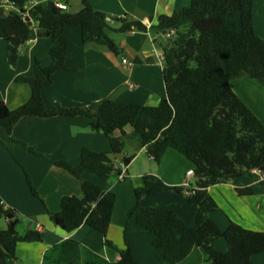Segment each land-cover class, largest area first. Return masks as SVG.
<instances>
[{
  "label": "trees",
  "instance_id": "trees-1",
  "mask_svg": "<svg viewBox=\"0 0 264 264\" xmlns=\"http://www.w3.org/2000/svg\"><path fill=\"white\" fill-rule=\"evenodd\" d=\"M4 1L19 9L0 21V38L8 43V61L12 66L16 65L20 49L30 38L33 21L38 24L40 39H52L56 43L50 52V66L36 62L31 77L16 79L30 87L28 102L10 110L0 101V127L8 137L3 142L12 157L15 159L14 146L20 145L32 155L43 158L13 138L16 125L26 118L90 119L91 129L103 133L110 144V151L105 153L83 149L78 167L67 162L54 164L81 182L83 197H64L61 211L49 213L51 220L68 233L88 226L103 236L109 250H118L108 239L116 195L104 192L99 185L82 181V177L91 172L106 182L112 175L121 174L116 158L124 152L122 138L129 126L156 164L161 163L168 150H174L195 167V185L174 187L173 191L175 194L192 192L185 198L198 210L196 226L189 225L171 208L141 207L144 197L159 196L165 190L155 175H144L143 186L135 190L136 204L127 219L134 220L152 236V244L161 259L167 264H180L197 247L204 250L207 264H255L253 258L264 253V232H254L233 222L225 231L221 230L211 218L219 207L209 193L213 186L228 184L241 176L253 177L255 170L264 174V124L240 100L231 85L232 81L247 76L264 86V40L255 31L254 0H193L189 7L159 17L158 25L151 29L163 34L186 22L190 27L183 43L172 42L164 50L166 98L158 106L103 101L84 108L56 110L46 108L42 92L52 86L55 73L69 70L66 28L79 27L84 44L105 45L118 55V46L108 36L107 15L95 10L86 0H82L83 9L73 15L60 10L54 1L39 4L28 13L25 6L29 0H0V6ZM132 29L147 30L136 22L118 31ZM1 65L0 60V71ZM116 132H121L122 137H116ZM134 157L123 158V165L129 167ZM27 182L37 196L29 177ZM237 193L251 196L252 190L242 188L237 189ZM5 216L8 228L0 231V264L16 259L20 243L43 241V234L39 232L20 236L16 231L19 221L15 213L5 212ZM219 239L228 243L225 254L214 246ZM69 243L72 251L80 248L76 242ZM119 254L118 262L108 263L84 249V264H137L128 245ZM63 255L61 246H57L46 254L45 260L48 264H66Z\"/></svg>",
  "mask_w": 264,
  "mask_h": 264
},
{
  "label": "crops",
  "instance_id": "crops-1",
  "mask_svg": "<svg viewBox=\"0 0 264 264\" xmlns=\"http://www.w3.org/2000/svg\"><path fill=\"white\" fill-rule=\"evenodd\" d=\"M39 4L50 1L65 4L68 14H77L83 9L82 0H38ZM95 10L107 15L110 30L108 36L116 43L119 54L98 43L84 44L79 27H67L65 35L69 40L68 71H59L52 77V86L42 92L48 110L89 107L103 101L141 104L156 107L166 98L164 64L161 58L165 48L172 42L183 43L189 36L190 23H183L173 30L169 40L165 34L152 30L161 16L187 8L193 0H86ZM4 1L0 6V21L17 7ZM253 19L258 37L264 40V0H254ZM122 21V22H121ZM140 23L147 30L132 29L119 32L124 25ZM38 24L33 21L28 42L20 49L15 66L8 61V43L0 38V101L10 110L24 105L31 96L27 84L18 83V77H31L36 62L48 67L50 52L56 46L52 39H40ZM127 59L128 65L123 64ZM232 88L241 101L264 124V86L249 77L232 81ZM90 119L53 118L21 120L15 127L13 138L33 149L43 158L36 157L20 145L14 146L15 159L3 140L8 139L0 127V231L8 228L5 212H13L19 222L16 231L20 236L28 232L43 234L38 243H20L15 260L7 264H48L46 254L57 246L64 252L66 264H84V249L100 256L108 263L120 260L119 251L128 245L137 264H167L152 244V236L134 220L127 219L128 212L135 206V190L143 186L146 174L155 175L165 187L163 194L148 196L141 200L144 208H171L189 225L196 226L197 208L186 201V194H175L174 187H182L187 172L194 165L174 150H168L161 163L156 164L147 156L131 127H126L122 138L125 148L116 158V165L122 167L123 158L135 156L126 168V181L118 183L114 174L106 182L87 172L82 181L99 185L104 192L116 195L113 217L108 239L118 249L109 250L103 236L88 226H82L73 233L58 227L49 213H59L64 197H83L81 182L65 170L55 166L67 162L73 167L81 163V152L89 149L98 153L110 151V144L103 133L91 129ZM116 137H122L116 132ZM37 191L34 195L27 182ZM264 176H241L228 183L213 186L209 193L218 204L219 210L211 215L219 228L225 231L237 223L254 232H264ZM195 183V179H190ZM250 188L251 196H240L237 189ZM70 241L80 248L71 250ZM221 253L228 252L224 239L215 242ZM206 254L201 248H194L190 256L180 264H207ZM255 264H264V253L253 258Z\"/></svg>",
  "mask_w": 264,
  "mask_h": 264
},
{
  "label": "built area",
  "instance_id": "built-area-1",
  "mask_svg": "<svg viewBox=\"0 0 264 264\" xmlns=\"http://www.w3.org/2000/svg\"><path fill=\"white\" fill-rule=\"evenodd\" d=\"M8 3V5H10V6H13V7H15L13 4H11V3H9V2H7ZM55 4H56V6L60 9V10H63V11H65L66 9H67V6L65 5V4H62V3H59V2H55ZM39 5V1L38 0H29L28 2H27V4H26V6H25V9H26V11H27V13L28 12H30L34 7H36V6H38ZM25 16H27V15H25ZM24 16V17H25ZM165 36H166V38L167 39H169V40H171L173 37H174V31L173 30H171L170 32H168L167 34H165ZM161 61H162V64H164L165 65V57L164 56H162V58H161ZM123 64L124 65H128V61H127V59H123ZM126 166H124L123 164H122V167H121V170H122V172H121V174H117V182L118 183H122V182H124V181H126V179H127V176H126ZM260 174V175H262V176H264V174L263 173H261V172H259V171H253V174ZM190 179L192 180V179H195V173H194V171L193 170H189L188 172H187V179H186V182L184 183V185H182V187H184V188H191V187H193L194 185H195V183H190ZM262 182H263V180H262ZM185 194L187 195V196H191L192 195V192H190V191H186L185 192Z\"/></svg>",
  "mask_w": 264,
  "mask_h": 264
},
{
  "label": "water",
  "instance_id": "water-1",
  "mask_svg": "<svg viewBox=\"0 0 264 264\" xmlns=\"http://www.w3.org/2000/svg\"><path fill=\"white\" fill-rule=\"evenodd\" d=\"M108 21H110V19H107ZM26 22H29V19H26Z\"/></svg>",
  "mask_w": 264,
  "mask_h": 264
},
{
  "label": "rangeland",
  "instance_id": "rangeland-1",
  "mask_svg": "<svg viewBox=\"0 0 264 264\" xmlns=\"http://www.w3.org/2000/svg\"><path fill=\"white\" fill-rule=\"evenodd\" d=\"M252 80V79H251ZM116 180H117V178H116Z\"/></svg>",
  "mask_w": 264,
  "mask_h": 264
}]
</instances>
